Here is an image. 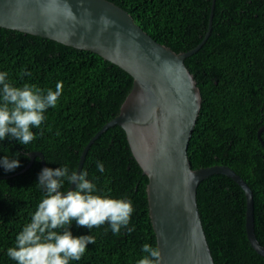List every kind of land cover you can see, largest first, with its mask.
Wrapping results in <instances>:
<instances>
[{"label":"trees","instance_id":"obj_1","mask_svg":"<svg viewBox=\"0 0 264 264\" xmlns=\"http://www.w3.org/2000/svg\"><path fill=\"white\" fill-rule=\"evenodd\" d=\"M126 10L157 43L176 53L197 46L208 29L211 0H107ZM200 90V112L188 143L193 170L225 165L253 193L254 233L264 247V0H215L212 29L202 47L184 60ZM15 87L35 86L46 94L63 83L55 108H49L36 138L28 145L5 138L0 159H16L20 167L0 166V264H17L7 255L16 236L31 221L45 197L37 186L43 170L67 165L77 169L81 152L104 124L114 118L129 93L132 78L89 51L0 27V73ZM102 162L104 172L97 170ZM94 183L95 195L130 200L134 208L128 228L114 235L110 225L88 230L73 221L74 237L91 235L79 261L69 264H137L144 244L156 247L146 199L147 177L129 149L125 132L114 126L89 147L81 171ZM18 173V174H17ZM8 176V177H7ZM7 177V178H5ZM69 184L65 181L62 191ZM75 190V187L73 188ZM197 206L214 264H264L245 230L246 198L230 178L212 175L197 187ZM62 231V230H58Z\"/></svg>","mask_w":264,"mask_h":264},{"label":"water","instance_id":"obj_2","mask_svg":"<svg viewBox=\"0 0 264 264\" xmlns=\"http://www.w3.org/2000/svg\"><path fill=\"white\" fill-rule=\"evenodd\" d=\"M214 6L211 0L208 29L200 43L176 53L143 31L126 10L107 0H0L1 28L92 52L132 78L117 115L88 141L76 171L79 174L89 147L102 133L114 126L123 129L132 156L147 177L149 218L161 264H214L196 194L199 183L216 174L230 178L243 190L247 239L264 257V247L254 233L253 193L246 182L225 165L193 170L187 156L202 97L184 60L209 37ZM263 130L264 126L257 133L260 141ZM261 145L264 150L262 141ZM28 157L30 162L20 172L36 157L46 168L40 152ZM74 187L69 185L66 191Z\"/></svg>","mask_w":264,"mask_h":264},{"label":"clouds","instance_id":"obj_3","mask_svg":"<svg viewBox=\"0 0 264 264\" xmlns=\"http://www.w3.org/2000/svg\"><path fill=\"white\" fill-rule=\"evenodd\" d=\"M7 76V72L0 73V141L11 138L28 145L36 138L31 129L39 128L45 120L44 113L56 107L63 83L58 82L55 91L49 89L45 94L28 84L15 87L7 82ZM16 157L0 159V166L6 171L15 170L20 167L19 154ZM96 168L104 172L102 162H97ZM87 175L86 171L78 174L67 165L41 171L36 185L43 187L46 194L30 223L16 236L15 247L8 248L7 255L12 260L17 264L79 261L87 245L95 243V238L91 235L74 237L68 230L73 221L88 230L108 223L114 235H119L121 228H127L129 233L134 231L128 228L134 212L132 202L95 195L96 186ZM65 181L75 184V190L62 191ZM142 252L146 255L137 264H161L158 248L144 244Z\"/></svg>","mask_w":264,"mask_h":264}]
</instances>
